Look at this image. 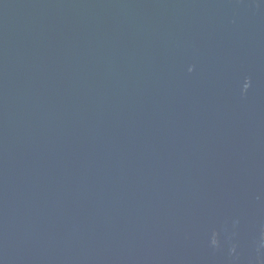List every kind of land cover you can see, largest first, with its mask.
Here are the masks:
<instances>
[{
    "label": "water",
    "instance_id": "water-1",
    "mask_svg": "<svg viewBox=\"0 0 264 264\" xmlns=\"http://www.w3.org/2000/svg\"><path fill=\"white\" fill-rule=\"evenodd\" d=\"M0 264H264V0H0Z\"/></svg>",
    "mask_w": 264,
    "mask_h": 264
}]
</instances>
